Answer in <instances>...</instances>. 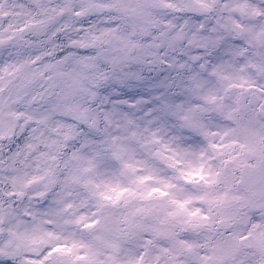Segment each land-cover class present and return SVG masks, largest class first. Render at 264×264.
Returning a JSON list of instances; mask_svg holds the SVG:
<instances>
[{"label": "snow or ice", "instance_id": "snow-or-ice-1", "mask_svg": "<svg viewBox=\"0 0 264 264\" xmlns=\"http://www.w3.org/2000/svg\"><path fill=\"white\" fill-rule=\"evenodd\" d=\"M0 264H264V0H0Z\"/></svg>", "mask_w": 264, "mask_h": 264}]
</instances>
